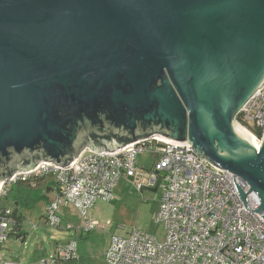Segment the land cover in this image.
Returning a JSON list of instances; mask_svg holds the SVG:
<instances>
[{"label": "water", "instance_id": "water-1", "mask_svg": "<svg viewBox=\"0 0 264 264\" xmlns=\"http://www.w3.org/2000/svg\"><path fill=\"white\" fill-rule=\"evenodd\" d=\"M263 83L264 0H0V181L23 154L21 170L67 165L81 135L113 152L158 133L264 213V136L256 149L235 119Z\"/></svg>", "mask_w": 264, "mask_h": 264}, {"label": "built area", "instance_id": "built-area-1", "mask_svg": "<svg viewBox=\"0 0 264 264\" xmlns=\"http://www.w3.org/2000/svg\"><path fill=\"white\" fill-rule=\"evenodd\" d=\"M235 119L260 146L264 83L243 103ZM191 146L187 140L151 133L125 142L113 152L103 145L96 150L86 145L67 165L37 156L33 169L21 170L27 165L19 163L0 181V244L4 246L15 225L14 206L6 195L17 183L50 177L53 194L44 204L42 216L46 223L79 235L98 225L90 210L98 199H113L121 178L132 177L141 190L154 185V170H158L162 177L155 221L164 224V239L137 229L111 235L104 251L108 264H264V213L257 211V194L249 191L238 175L200 158ZM144 153L152 158L149 170L136 165V158ZM239 190L246 193L245 201ZM65 207L76 211V224L63 219ZM1 252L0 264H23L18 259L2 258ZM78 257L77 243L71 239L56 243L51 253L26 264H76Z\"/></svg>", "mask_w": 264, "mask_h": 264}, {"label": "rangeland", "instance_id": "rangeland-1", "mask_svg": "<svg viewBox=\"0 0 264 264\" xmlns=\"http://www.w3.org/2000/svg\"><path fill=\"white\" fill-rule=\"evenodd\" d=\"M86 144V138L79 136L75 147L78 151ZM28 157V154L21 155V159ZM19 164V160H12L10 169L13 170ZM152 159L148 153L139 155L136 158V165L140 170H149ZM30 189H36L39 182H24ZM32 183V182H31ZM157 192L140 190L135 187L134 181L121 178L114 189L111 201H101L98 199L94 205L95 217L98 225L83 232V236L78 240V264H108L104 259V248L108 245L112 234L125 235L132 229L146 231L153 234L158 240H163L166 229L162 222L155 221L158 210ZM41 203L33 209L24 208V218L22 228L26 232L24 241L9 239L4 243L1 255L4 259H10L14 255L20 256L21 262L26 264L35 249L36 245H41L47 252H52L55 243L66 240L67 234L73 230H66L64 226L55 227L44 222L39 216ZM93 209V208H92ZM93 210H90V213ZM76 212L73 209L69 221L75 223ZM95 219V218H94ZM36 229L32 228V225ZM74 232V231H73ZM78 257V259H79Z\"/></svg>", "mask_w": 264, "mask_h": 264}, {"label": "trees", "instance_id": "trees-1", "mask_svg": "<svg viewBox=\"0 0 264 264\" xmlns=\"http://www.w3.org/2000/svg\"><path fill=\"white\" fill-rule=\"evenodd\" d=\"M94 139V143L99 146V138L96 135L92 136ZM106 139L111 137L110 135L104 136ZM119 140H122L124 142L130 141L129 138L122 136L119 138ZM28 162V159L25 160V163ZM48 189V187L46 188ZM45 193H43L40 189H30L27 186L23 185V183H17L14 186H12L6 195V200H10L13 207V216L15 218V225L13 226V229L8 234V240L22 237V241L25 239V232H22V221H23V213L21 212V209L29 208L33 209L36 207L37 203L40 201L45 200ZM3 245L0 244V250L3 249Z\"/></svg>", "mask_w": 264, "mask_h": 264}, {"label": "crops", "instance_id": "crops-1", "mask_svg": "<svg viewBox=\"0 0 264 264\" xmlns=\"http://www.w3.org/2000/svg\"><path fill=\"white\" fill-rule=\"evenodd\" d=\"M89 146L90 147V145H89V142H88V140L86 139V144H85V146ZM99 146H101V145H99ZM150 158H151V156H150ZM152 159V158H151ZM138 168H140L139 166H138ZM126 179H128V180H133V178L132 177H129V178H126ZM39 182V183H37L38 184V186H37V188L36 189H40L43 193H45V200H43V201H40L39 203H37V205H36V207L41 203V206H40V208H39V216L40 217H42L43 219H44V217L42 216V209H43V206H44V204L52 197V194H53V188H54V182L51 180V178L50 177H43V178H36V179H33V180H30V181H27V182H29V184H34L33 182ZM32 182V183H31ZM23 185H25L26 186V184L25 183H23ZM27 187L29 188V186L27 185ZM48 187V189H46ZM101 201H104V200H101ZM97 202V201H96ZM95 202V203H96ZM95 205V204H94ZM35 207V208H36ZM91 210H93V211H91V216H92V218H95V219H97L96 217H95V214H96V212L94 211L95 210V208H94V206H93V209H91ZM72 211H73V209L72 208H70V207H65V208H63L62 209V217H63V219L64 220H66V221H68V222H70L69 221V216H71V213H72ZM21 212L23 213V210L21 209ZM76 212V211H75ZM23 216H24V213H23ZM44 222H46V220L44 219ZM78 222V217H77V214H76V218H75V223H73V224H76ZM74 231V230H73ZM70 231L68 234H67V238H66V240H63V241H59V242H64V241H68V240H71V239H73V240H75L76 241V243H77V245H78V240L83 236V233H81V234H79V235H77V233L74 231ZM22 232H24V230H23V228H22ZM26 233V232H25ZM26 235V234H25ZM112 235H114V234H112ZM13 239H15V240H21L22 241V237H15V238H13ZM58 243V242H57ZM109 243V242H108ZM56 244V243H55ZM108 245H106V247H107ZM78 247V246H77ZM106 247L104 248V251H105V249H106ZM77 251H78V249H77ZM49 253H51V252H47L46 250H44L43 248H42V246L41 245H36V247H35V249L32 251V254H31V256H30V258H29V260H28V262H30L31 260H35V259H37V258H39V257H41V256H44V255H46V254H49ZM13 257L12 258H14V259H18V260H20L21 261V258H20V256H17V257H15L14 255H12ZM79 260H80V257H79V259H78V261H77V263L76 264H78L79 263Z\"/></svg>", "mask_w": 264, "mask_h": 264}, {"label": "bare ground", "instance_id": "bare-ground-1", "mask_svg": "<svg viewBox=\"0 0 264 264\" xmlns=\"http://www.w3.org/2000/svg\"><path fill=\"white\" fill-rule=\"evenodd\" d=\"M240 132L247 141L256 147V149L259 148V144L256 142L254 136L246 128L240 126Z\"/></svg>", "mask_w": 264, "mask_h": 264}, {"label": "flooded vegetation", "instance_id": "flooded-vegetation-1", "mask_svg": "<svg viewBox=\"0 0 264 264\" xmlns=\"http://www.w3.org/2000/svg\"><path fill=\"white\" fill-rule=\"evenodd\" d=\"M37 157H35L34 159H36Z\"/></svg>", "mask_w": 264, "mask_h": 264}]
</instances>
